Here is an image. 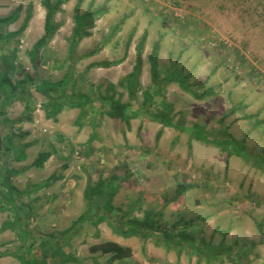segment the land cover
I'll use <instances>...</instances> for the list:
<instances>
[{"label":"rangeland","instance_id":"obj_1","mask_svg":"<svg viewBox=\"0 0 264 264\" xmlns=\"http://www.w3.org/2000/svg\"><path fill=\"white\" fill-rule=\"evenodd\" d=\"M77 1L62 6L55 17L58 30L54 38L36 54L33 48L44 34L42 0H0V34L20 30L29 18L22 35L0 41L1 69L4 55H16L11 62L17 70L9 71L14 82L23 79L24 73L57 82L72 67L73 81L83 92L106 93L108 84L118 85L133 71L136 45L147 32L140 75L143 91L155 89L148 57L156 42L161 45L162 68L174 63L191 83L213 89V95L200 100L172 84L156 98L153 111L165 112L173 123L190 130L200 126L215 138L226 130L237 140L245 139L253 158L250 163L235 156L228 161L227 154L216 146L146 117L133 119L127 132L120 121L107 117L95 129L88 123L80 129L75 124L78 110L63 111L56 121L49 120L42 108L45 98L32 89L28 98L31 112L26 111V103L14 101L0 117L8 120L0 132L17 136L16 149L29 145L23 161L3 149L0 152V173L10 170L11 185L22 194L18 198L22 212L31 209V217H25L27 242L33 245L28 258L41 264L47 253V264H109L108 256L93 254L90 248L118 240L132 248L133 256L114 264H197V258L186 252L178 257L175 251L166 253L151 241L143 249L137 238L116 237L106 223L97 229L83 224L73 232L78 217L87 210L83 191L88 179L97 182L100 177L118 176L120 189L114 205L131 217L142 219L148 211L162 210L169 225L195 220L197 239L214 245L251 246L249 264H264V171L257 166L261 158L264 161V0H95L94 9L106 7L107 13L97 19L91 35L70 59ZM90 1L83 3L82 13L88 11ZM12 15L17 16L14 22L2 23ZM96 49L100 51L88 56ZM126 53L118 66H95L121 60ZM115 92L116 98L121 96L131 105L130 111L142 103V92L135 102L129 101L120 86ZM99 107L95 104V109ZM161 129L163 134L156 142ZM92 134L95 139L88 148ZM44 151L52 156L42 169L33 167ZM38 185L42 187L33 189ZM186 185L193 188L180 193L179 187ZM0 203V264H22L12 255H25L18 230L1 231L5 223L13 221V213L3 209L6 201ZM67 230L71 232L64 240L65 256L54 258L50 246ZM71 255L74 261L61 262Z\"/></svg>","mask_w":264,"mask_h":264},{"label":"trees","instance_id":"obj_2","mask_svg":"<svg viewBox=\"0 0 264 264\" xmlns=\"http://www.w3.org/2000/svg\"><path fill=\"white\" fill-rule=\"evenodd\" d=\"M68 1L69 0H42V5L46 11L44 34L33 48L36 54L39 53L40 50L45 49L54 38L58 30L55 17L57 13L61 11L62 6L67 4ZM85 1L86 0H78L74 7V26L68 46V56L70 59H73L79 44L91 35L90 31L94 28L97 19L107 13L106 7L94 9L95 0H91L88 11L82 13L81 8ZM16 18V15H12L3 19L2 23H12ZM28 20L29 18L25 20L20 30L13 33L0 34V41H8L22 35ZM147 38L148 33L144 32L140 42L136 45V60L133 71L122 79L118 85L113 83L108 84L106 93L98 90L95 95L83 92L78 83L73 81L74 79L71 74L72 67H70L67 75L57 82L38 79L26 73H24L23 79L14 82L9 76V71L17 70V65L11 62L16 58V55L15 53L10 57L4 55L3 68H0V117L6 115V107L14 101L26 103V111L31 112L28 98L31 90L34 89L45 98L42 108L45 111L46 118L49 120L56 121L63 111L78 110L79 114L75 124L80 129H82L86 123L92 125L95 129L102 120L107 117L112 120L120 121L125 128V132H127L131 130V122L133 119L146 117L150 121L158 123L163 127H173L181 132H186L191 139L216 146L227 154L228 161L229 158L235 156L247 163L252 162L253 157L247 152L245 139L237 140L226 130L222 131V134L221 132L219 133L221 135L219 138H215L206 133L204 128L200 126L190 130L183 125L173 123L171 117L165 112L158 113L153 111L156 98L161 97L163 91L172 84H176L181 90L200 100L213 95V89H203L205 84L198 85L191 83L189 76L183 73V70L174 63L166 68H162L159 63L161 45L159 42H156L148 57L151 82L155 89L153 92L150 90L143 91L140 83V75L144 63L143 53ZM99 51L100 49H96L88 56H93ZM127 56L126 53L121 60L103 62L95 66L112 68L123 63ZM118 86L127 92L130 102L137 101L138 95L142 92L143 100L138 109L130 111L131 105L129 103H124L121 96L116 98L115 91ZM111 91H113L114 94H111ZM97 103L100 104V107L95 109V104ZM92 113H94V117L90 118ZM246 118H253V116H247ZM6 123H8V120L5 118L0 122V127L3 128ZM2 128H0V130H2ZM139 131H141V127ZM1 133L2 132H0V152L3 149L7 154H14V158L17 161L25 160V150L29 145H21L19 147L20 149H16L14 140L17 136L13 133ZM162 134L163 129L157 133L156 142H159ZM94 139L95 135L92 134L86 143V147L90 146ZM87 154L88 153H86V155ZM51 156V152H41L32 163V166L37 169H42ZM260 160L257 166H260V169L264 171V161L262 158ZM9 173L10 170L8 169H4V172L0 173V186L3 190L0 191V201H6L7 207L3 209L11 210L14 219L11 222L5 223L1 227V231L18 230V235L23 242L20 249L24 251L25 255L21 256L17 253H13L12 255L20 259L22 264H34L35 261L28 258L32 254L33 245L27 242L28 234L26 230L28 226V223L26 225V219L31 217V209L29 208L30 211L27 210L25 213L22 212L18 203V198H20L22 194L11 185L8 176ZM49 182L50 180L46 181L42 186L48 185ZM42 186H34L33 189H40ZM192 188L193 186L188 185L180 186L179 192L183 193ZM119 189L120 183L118 176H112L110 179L100 177L97 182H92L89 178L83 191V198L86 202L87 210L78 217L77 226L75 227L76 230H73V232L77 233V231L81 230L83 224H89L97 229L101 224L106 223L116 236L125 239L137 238L141 240L143 249H145L147 242L151 241L156 246L162 247L166 253L175 251L178 257H180L183 252H186L190 258L193 256L197 258V264H249L252 253L251 246L242 247L237 243L227 245L224 242L214 245L211 242L205 241L203 238L197 239L196 227L198 223L195 220L180 221L173 225H169L164 218V212L162 210L148 211L142 219L131 217L122 208L114 205V199ZM30 191L31 190L27 192L31 193ZM259 229L262 230V225H259ZM70 232L71 231L67 230L61 233V239L52 237L56 240L54 241V245L50 246L54 248L52 249L54 258L65 256L62 249L64 245L67 244L64 240ZM43 243L47 245L50 244L48 241H43ZM90 251L93 254L100 253L101 256H108L107 262L109 264H114L116 262L121 263L133 256L132 248L113 241H104L94 245L90 248ZM47 257L48 254L46 253L41 264H47ZM66 261H74V257L72 255L68 256L61 262L64 263Z\"/></svg>","mask_w":264,"mask_h":264},{"label":"crops","instance_id":"obj_3","mask_svg":"<svg viewBox=\"0 0 264 264\" xmlns=\"http://www.w3.org/2000/svg\"><path fill=\"white\" fill-rule=\"evenodd\" d=\"M116 236V235H115ZM116 237H119V236H116ZM123 239H125V238H123ZM111 241H113V242H116V243H119L120 245H122L121 244V242H119L118 240H111ZM124 246V245H123ZM126 246V245H125Z\"/></svg>","mask_w":264,"mask_h":264}]
</instances>
